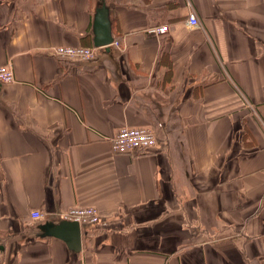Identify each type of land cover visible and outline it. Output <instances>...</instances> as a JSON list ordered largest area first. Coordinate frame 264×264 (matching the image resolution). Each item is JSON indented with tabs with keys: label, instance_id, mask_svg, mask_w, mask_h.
I'll return each mask as SVG.
<instances>
[{
	"label": "crops",
	"instance_id": "0c3cea01",
	"mask_svg": "<svg viewBox=\"0 0 264 264\" xmlns=\"http://www.w3.org/2000/svg\"><path fill=\"white\" fill-rule=\"evenodd\" d=\"M101 2L108 49L58 59ZM6 65L0 264H264V0H0ZM134 125L158 146L115 152ZM76 205L104 221L78 250L52 231Z\"/></svg>",
	"mask_w": 264,
	"mask_h": 264
},
{
	"label": "built area",
	"instance_id": "2783aa9c",
	"mask_svg": "<svg viewBox=\"0 0 264 264\" xmlns=\"http://www.w3.org/2000/svg\"><path fill=\"white\" fill-rule=\"evenodd\" d=\"M187 23L190 26L197 25L194 13L187 16ZM168 31V25H153L148 28V32L163 34ZM55 56L60 60H90L97 52L95 46H67L59 45L54 48ZM14 80L13 71L10 66H0V85ZM112 147L117 153H146L158 146L159 140L155 132L144 126L122 127L111 137ZM33 218H38L41 213L35 211L31 213ZM63 220H75L79 224L103 225L104 221L92 206H72L61 214Z\"/></svg>",
	"mask_w": 264,
	"mask_h": 264
},
{
	"label": "water",
	"instance_id": "95a60500",
	"mask_svg": "<svg viewBox=\"0 0 264 264\" xmlns=\"http://www.w3.org/2000/svg\"><path fill=\"white\" fill-rule=\"evenodd\" d=\"M108 7L101 2L92 15V34L93 46H104L108 49L109 44L113 41L111 35V23L109 19ZM55 236L64 240L70 248L78 250L80 246L79 223L73 220H60L58 224L52 227Z\"/></svg>",
	"mask_w": 264,
	"mask_h": 264
}]
</instances>
